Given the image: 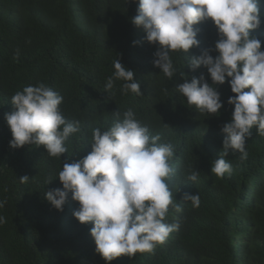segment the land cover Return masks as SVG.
Here are the masks:
<instances>
[{
	"label": "trees",
	"instance_id": "1",
	"mask_svg": "<svg viewBox=\"0 0 264 264\" xmlns=\"http://www.w3.org/2000/svg\"><path fill=\"white\" fill-rule=\"evenodd\" d=\"M136 9L134 0H0V201H5L0 215L6 220L0 225V264H105L95 251L91 222L81 223L73 215L79 203L71 193L60 211L44 192L62 187L57 177L62 163L91 151L92 129L105 130L112 112L128 108L152 134H160L161 142L174 146L176 175L169 183L173 191L179 187L176 198L183 211L170 212L166 222L181 218L180 227L153 252L121 255L108 264H264V136L253 128L246 140L248 158L241 161L238 151L229 150L225 159L232 173L223 178L212 173L226 135L221 128L232 118L227 100L235 94L226 78L216 85L223 102L218 115L187 105L176 86L201 73L210 83L207 70L192 71L183 53H173L178 71L168 80L153 64L155 45L131 22ZM261 19L250 34L264 50ZM84 22L89 28L83 31L79 25ZM194 27L200 44L188 56L214 47L218 39L210 18ZM115 59L134 71L142 95L122 94V81H115L109 93L105 90ZM38 82L64 97L60 107L68 121H81V132L65 142L68 152L61 160L42 145L9 146L5 114L14 110L10 98ZM194 167L200 171L195 183L187 180ZM24 175L30 177L27 183L19 179ZM184 193H198L200 206L182 200Z\"/></svg>",
	"mask_w": 264,
	"mask_h": 264
},
{
	"label": "clouds",
	"instance_id": "2",
	"mask_svg": "<svg viewBox=\"0 0 264 264\" xmlns=\"http://www.w3.org/2000/svg\"><path fill=\"white\" fill-rule=\"evenodd\" d=\"M136 15L131 22L145 33L144 39L155 45L154 66L171 80L178 69L172 54L181 52L185 63L195 71L203 66L199 77L176 86L194 106L208 116L218 115L223 102L216 85L227 83L235 95L227 103L233 106L232 118L223 124L225 133L222 152L211 163L210 171L223 178L231 174L232 164L225 159L229 150L238 151L240 160L248 158L246 140L255 128L264 136V50L261 40L250 34L258 29L264 13L260 0H134ZM211 19L218 39L214 47L201 50L199 55L188 56L190 49L198 47L199 29L194 25ZM79 29L87 30L84 22ZM135 43V42H134ZM215 51L213 56L210 52ZM19 56V49L16 51ZM113 75L104 88L109 93L115 81H122L121 93L129 91L142 95L134 71L118 59L113 62ZM64 97L43 82L23 87L15 92L10 102L13 111L5 114L12 138L9 146L18 149L26 144L43 146L52 158L61 160L68 152L65 142L81 132V121H68L61 104ZM113 120L105 130L91 131V151L72 163H62L58 179L62 187L44 192L51 205L62 211L69 192L79 203L74 217L81 223L91 222L90 235L95 251L105 264L114 258L137 253H151L168 240L180 227L181 218L168 223L170 212L183 211L169 181L176 175L173 166L175 148L161 142L159 133L152 134L146 124L137 119L132 108L112 112ZM200 171L194 167L187 180L198 182ZM29 176L19 179L27 183ZM52 178L46 181L50 182ZM182 200L190 201L193 208L200 206L198 193H184ZM5 201H0V209ZM6 222L0 215V225Z\"/></svg>",
	"mask_w": 264,
	"mask_h": 264
}]
</instances>
